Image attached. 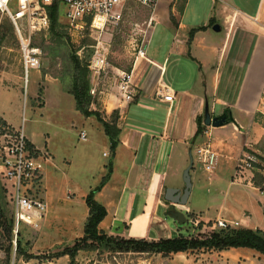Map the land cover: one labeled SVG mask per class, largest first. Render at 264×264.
<instances>
[{"label": "crops", "instance_id": "crops-1", "mask_svg": "<svg viewBox=\"0 0 264 264\" xmlns=\"http://www.w3.org/2000/svg\"><path fill=\"white\" fill-rule=\"evenodd\" d=\"M152 24L145 54L132 67V100L114 95V101H104V120L117 129L113 153L102 124L78 110L74 98L80 115L68 125L77 143L57 135V114L46 117V125L55 126L51 133L28 131L24 109L28 102L30 109L36 108L25 98L28 83L24 86L22 75H0V83L22 91L17 92L15 107L0 100V116L11 125H22L29 142L50 154L43 165L47 211L52 204L59 210L58 224L67 239L80 237L89 216L85 198L110 167L107 180L93 195L105 209L97 225L105 233L158 241L167 236L155 229L158 218L172 207L188 218L197 217L200 227L219 219L264 231L263 196L254 197L259 207L250 201V194L261 195L260 190L242 177L232 178L245 149L264 155V126L257 120L264 114V0H156ZM191 29L196 30L189 40ZM164 87L173 94L170 103L162 97ZM206 106L211 117L230 109L237 124H204ZM197 121L201 132L195 137ZM202 146L216 155L210 170L194 157V149ZM189 153L191 190L186 204L175 206L164 199V191L183 189ZM53 166L54 177L49 169ZM170 256L167 264H264V255L248 247L210 250L198 258L182 252Z\"/></svg>", "mask_w": 264, "mask_h": 264}, {"label": "rangeland", "instance_id": "rangeland-1", "mask_svg": "<svg viewBox=\"0 0 264 264\" xmlns=\"http://www.w3.org/2000/svg\"><path fill=\"white\" fill-rule=\"evenodd\" d=\"M10 9L12 12L17 10L15 0L10 3ZM152 12L153 8L142 6L136 2H128L122 8V16L117 23L107 24L100 32L92 31L88 26H85L83 36H77L75 32L69 30L67 21L59 9L54 24L51 21L47 30L31 34V43L40 49V66L30 70L28 74L29 89L26 88L25 98L31 99L36 108L30 109L28 102V107L24 109L27 130L33 129L38 134L42 132L51 133L55 126L46 125V117L57 114L59 116V125L56 126L59 128L56 130L58 131L57 135H66L71 142L77 143L75 134L68 125L71 120L76 121L80 115V112L75 108L72 92L73 77L77 73L75 61H78L81 69H85V65H87L88 72H86L85 78L88 79L89 87L97 83L94 95L90 94L89 91L85 94L87 100L85 108L97 113L104 119L105 99L114 101V95H119L114 83V71L116 69L132 70L137 51L146 42L151 31L153 24L149 21L152 19ZM18 24L23 35L28 37L30 32L27 28L26 19H21ZM96 50L103 54L106 63V73L98 78L88 66ZM4 74L8 76L22 75L24 80L21 54L14 26L7 14L0 13V75ZM20 87L23 85L20 84ZM17 92H22L17 85H6L3 81L0 83V100L12 103L13 107L17 103ZM43 104V109L38 111L37 107H41ZM15 118L17 121L20 120V112L18 116L15 115ZM110 119H112V115ZM257 120L264 126V114L259 113ZM81 143L83 142L79 141L78 144ZM248 155L252 158L251 166L239 172L236 165L235 178H232L239 180L242 177L246 179L245 182L250 181L254 186L257 183L258 189L264 188V155H260L251 149H245L236 163L239 162V158ZM54 160L58 162L57 159ZM109 160L110 157L105 159V162ZM49 169L52 176L53 172L54 175H57L54 166ZM228 170L226 171L227 174L230 173ZM255 193L256 195L253 194V197L250 194V201L259 207L260 205L254 200V197L259 196L261 198L263 195ZM11 194L9 182L0 175V207L5 216L0 221L7 224L13 222L14 225V205ZM39 194L41 197L43 191L41 190ZM232 194H236V191L232 190ZM233 195L232 197H235ZM56 198L59 199L58 196ZM56 198L55 203L57 202ZM41 202L44 203L43 196ZM262 206L264 211V196ZM185 216L188 219L186 214ZM59 218V210L53 204L48 211L44 205L40 217L35 218L32 224L19 223L16 237L13 231L11 243L5 241L0 228V245L3 244V247L11 246L9 264H167L168 258L171 257V254L163 256L149 250V248L148 250L147 248H138L140 243L128 242L132 239L138 241L137 238H124L101 230H97L95 235H92L90 232L85 233L83 229L80 237L70 241L58 224ZM163 220L166 222L164 223ZM155 229L158 232H166L167 236L164 239L173 238L179 234L187 236L188 233L192 232V227L188 221L179 224L171 218L165 217L163 213L160 214ZM172 229H175V234ZM209 233L211 232H205L204 235ZM201 237H203L202 234ZM195 238L200 237L196 236ZM14 240L15 244L13 243ZM74 246L78 247L79 250L72 258L69 255L61 254L64 250L72 251ZM208 251L210 250L203 248L190 249L186 254L189 257L198 258L200 254ZM0 264H5L2 248L0 249ZM176 264L180 263L177 262Z\"/></svg>", "mask_w": 264, "mask_h": 264}, {"label": "built area", "instance_id": "built-area-1", "mask_svg": "<svg viewBox=\"0 0 264 264\" xmlns=\"http://www.w3.org/2000/svg\"><path fill=\"white\" fill-rule=\"evenodd\" d=\"M13 0H0V13H5L11 19L15 34L18 39L19 51L21 54V66L23 70L24 86L28 83L30 70L40 66V49L31 43V34H37L50 27L49 11L53 5L57 11H62L69 30L77 36H83L85 26L92 31L100 32L109 23H117L122 16V8L128 2H136L142 6L154 8L156 0H15L17 10L12 12L10 3ZM26 19L29 36L23 35L18 21ZM150 19L149 23H151ZM146 44H142L137 51L135 60L143 57ZM103 54L96 50L90 60L89 68L98 77L106 73V65ZM114 80L118 90V96L128 101L132 100V93L135 85L131 81L132 70L114 71ZM96 84L90 85L89 93L94 95ZM165 94L162 96L167 102H171L173 94L167 87H164ZM264 94V93H263ZM85 133L81 131L79 138L83 139ZM194 157L200 165L206 169H212L216 164V155L208 147H197L193 151ZM50 159V154L45 150L35 148L27 139L22 125L14 126L6 122L0 116V175L10 184L11 198L14 205V227L17 233V226L25 222V217L39 218L44 203L41 202L40 191L43 190V165ZM251 156L239 158L236 164L239 172L251 166ZM264 196V189L260 190ZM188 222L192 225L191 237L204 235L205 232H212L218 229L235 228L238 222H227L216 219L210 223L200 225L197 217L190 216ZM28 224V223H27ZM204 229V230H203ZM15 244V240L13 241Z\"/></svg>", "mask_w": 264, "mask_h": 264}, {"label": "trees", "instance_id": "trees-1", "mask_svg": "<svg viewBox=\"0 0 264 264\" xmlns=\"http://www.w3.org/2000/svg\"><path fill=\"white\" fill-rule=\"evenodd\" d=\"M56 15L57 6L53 5L50 7L49 11L50 22L52 21L53 24L55 22ZM195 30L196 29H191L189 31V40L192 38ZM75 70L77 73L73 77L72 92L73 98L75 99L77 105V109L86 116H89L91 114L96 116L97 120L102 124L106 135L109 137L110 149L111 153H113V150L117 143L115 139L117 129L113 122L106 121L98 116L97 113L88 111L85 108V104L87 103L85 94H87V92L89 91L88 79L85 78L86 72H88V68L87 65H85V69H81L78 61H75ZM200 132V121H197V129L194 136L196 137ZM109 173L110 167L108 169L107 176H105L102 179L101 183L95 189L91 190L85 198L86 204L89 208V216L87 217V222L84 226L85 233L90 232L92 235H95L96 231L98 230L97 225L105 215V209L93 199V195L107 180ZM255 186L259 188V185H257V183L255 184ZM262 189L264 188H260L259 190ZM4 218V213L0 207V220ZM187 221L188 219H186V222ZM13 227V222L11 224H7L0 221V228L2 230L1 234L5 238V241L8 243H11L12 241ZM128 242L140 243V246L138 248H147V250L149 248V250L160 253L163 256L175 254L178 252L187 253L190 249L203 248L205 250H222L230 247H248L264 255V231L259 228L249 229L235 227L218 229L212 231L208 235H203V237L200 238L191 237L190 233H188L187 236L179 234L178 236H175L173 238H160L158 241H146V239L141 238L138 239V241H134V239H132L128 240ZM1 248L4 252V263L9 264L11 246L6 245L3 247V244H1L0 249ZM77 250H79V248L74 246L72 251L64 250L61 254L69 255L72 258Z\"/></svg>", "mask_w": 264, "mask_h": 264}, {"label": "water", "instance_id": "water-1", "mask_svg": "<svg viewBox=\"0 0 264 264\" xmlns=\"http://www.w3.org/2000/svg\"><path fill=\"white\" fill-rule=\"evenodd\" d=\"M213 29L218 31L219 25L214 24ZM204 124L211 125V126H221L228 122H232L234 124H237L235 119L232 116L230 109H225L220 115H216L211 117L208 106L205 107L204 111ZM193 158L191 156V153H189V164L188 166L183 170L182 173V181L184 184V187L182 190H180L177 187H166L164 191V199L171 204L174 205H185L187 202V198L189 196L190 190H191V180L189 175V170L192 166ZM165 217L171 218L173 221L184 224L186 222V218L184 213L181 210L176 209L175 207H172L168 211L164 213Z\"/></svg>", "mask_w": 264, "mask_h": 264}, {"label": "bare ground", "instance_id": "bare-ground-1", "mask_svg": "<svg viewBox=\"0 0 264 264\" xmlns=\"http://www.w3.org/2000/svg\"><path fill=\"white\" fill-rule=\"evenodd\" d=\"M25 222L24 223H28V224H32L33 223V220L31 218H28V217H25ZM19 226H17V229H18Z\"/></svg>", "mask_w": 264, "mask_h": 264}]
</instances>
